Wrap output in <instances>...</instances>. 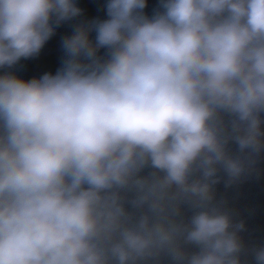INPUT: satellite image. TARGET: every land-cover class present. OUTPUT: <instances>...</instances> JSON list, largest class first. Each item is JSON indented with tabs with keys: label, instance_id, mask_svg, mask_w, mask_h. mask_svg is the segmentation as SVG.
I'll list each match as a JSON object with an SVG mask.
<instances>
[{
	"label": "clouds",
	"instance_id": "clouds-1",
	"mask_svg": "<svg viewBox=\"0 0 264 264\" xmlns=\"http://www.w3.org/2000/svg\"><path fill=\"white\" fill-rule=\"evenodd\" d=\"M147 6L106 0L26 80L82 9L0 0V264H264L217 197L264 154V0Z\"/></svg>",
	"mask_w": 264,
	"mask_h": 264
}]
</instances>
